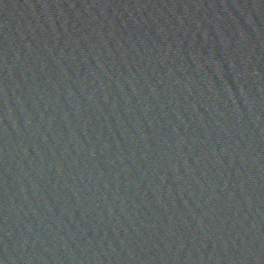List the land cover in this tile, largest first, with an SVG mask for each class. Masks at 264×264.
Segmentation results:
<instances>
[{
    "label": "water",
    "instance_id": "water-1",
    "mask_svg": "<svg viewBox=\"0 0 264 264\" xmlns=\"http://www.w3.org/2000/svg\"><path fill=\"white\" fill-rule=\"evenodd\" d=\"M0 264H35L1 185Z\"/></svg>",
    "mask_w": 264,
    "mask_h": 264
}]
</instances>
